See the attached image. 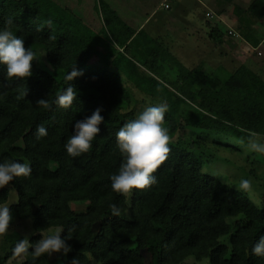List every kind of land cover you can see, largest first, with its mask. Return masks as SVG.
Segmentation results:
<instances>
[{
  "label": "trees",
  "instance_id": "trees-1",
  "mask_svg": "<svg viewBox=\"0 0 264 264\" xmlns=\"http://www.w3.org/2000/svg\"><path fill=\"white\" fill-rule=\"evenodd\" d=\"M137 1L146 11V2ZM218 1L228 5L234 0ZM69 6L68 0H0V28L9 27L36 53L28 78L10 79L0 65V162L18 160L32 167L30 176L0 189V205L8 203L10 191L17 196L9 204V226L30 220L33 245L49 229L63 228L61 236L71 250L62 264L73 259L78 264H185L188 258L264 264V258L250 254L264 235V197L240 191L241 180L222 182L208 171L224 150L252 164L243 179L254 176L249 140L253 134L264 137L259 70L239 65L211 76L204 65L188 69L160 38L120 17L106 28L98 26L87 15L77 17ZM246 11L254 21H264V0H253ZM207 25L209 40L222 45L230 30ZM241 36L252 48L264 50V38L258 40L251 30ZM73 66L83 75L70 82L65 76ZM68 84L77 98L65 109L56 98ZM131 88L139 104L166 103L179 121L167 110L164 127L171 150L152 173L156 183L134 188L126 198L112 190L110 177L123 161L116 133L137 115ZM39 99H47L49 107L37 105ZM97 107L105 120L91 149L69 156L64 145L73 125ZM40 125L48 134L37 138ZM73 204H84V209L74 210ZM112 204L119 215L113 214ZM20 239L17 232L1 238L0 264L16 256L13 249ZM31 250L20 255V264H48L47 254L34 257Z\"/></svg>",
  "mask_w": 264,
  "mask_h": 264
},
{
  "label": "clouds",
  "instance_id": "clouds-1",
  "mask_svg": "<svg viewBox=\"0 0 264 264\" xmlns=\"http://www.w3.org/2000/svg\"><path fill=\"white\" fill-rule=\"evenodd\" d=\"M13 21L8 19L6 25H11ZM51 24V21L48 22ZM36 59L35 51L30 47H25V39L15 35L9 27L0 28V65L5 67L8 78H28L32 76V65ZM83 75V71L72 67L65 79L72 81L75 77ZM26 95V91L23 93ZM77 98V90L71 84L64 88L56 98V103L62 108H69ZM37 105L45 108L49 107L47 99H39ZM168 110L166 103L146 107L138 116L125 122L116 133V144L123 157V161L116 174L110 177L111 188L118 193H128L132 189H144L156 183V178L152 173L166 160L170 152L169 130L164 127L165 113ZM102 108L97 107L91 115L77 120L73 125V135L64 145L66 153L71 157H79L88 152L92 147L93 140L100 132L102 122L105 117L101 115ZM37 138L48 134L44 125L37 127ZM249 148L252 151L264 153V142L253 134L249 140ZM32 172L29 162L18 160H4L0 162V188L8 185L17 177H28ZM252 181L241 179L239 190L243 192L251 191ZM114 215H119V209L115 204L111 205ZM13 220L12 211L8 204L0 205V234H4ZM64 229H57L46 238H41L35 244L30 242L25 236L18 240L13 253L16 256L27 255L31 248L34 257L41 255H51L53 253L67 254L71 247L61 233ZM250 254L264 258V235L257 239L250 249ZM71 264H78L73 259Z\"/></svg>",
  "mask_w": 264,
  "mask_h": 264
},
{
  "label": "rangeland",
  "instance_id": "rangeland-1",
  "mask_svg": "<svg viewBox=\"0 0 264 264\" xmlns=\"http://www.w3.org/2000/svg\"><path fill=\"white\" fill-rule=\"evenodd\" d=\"M100 0H69L70 2V8L73 10V13L80 17L81 19L88 13H91L93 15H96V13L99 16L100 24L105 27L104 24H108L117 20V18H120L123 20L125 15L128 17V11L132 9H138V5L136 4L135 0H101L103 8L98 9V7H95V4H98ZM147 4V10L153 11L152 7L157 8V6L162 3L160 0H144ZM200 1V0H199ZM168 3V2H166ZM114 8V9H113ZM210 11L212 17L208 18L206 17V12ZM151 12H148L146 15L140 17V20L137 22L135 21V27L139 26L141 22L143 23L145 19H148L147 26H144L143 30L146 34H149L148 32L151 30L153 26V20L148 18V14ZM120 14V15H119ZM165 16L168 18L167 24H165V38L163 41V44H166L167 47L170 48L173 55H175L180 61L183 62V64L186 67H194L197 65L200 61H204L207 52L209 50V46L207 45L209 40L206 37V32H208V29L206 28V23H214L219 26L221 31H227L228 29L232 28V25L234 23H228L227 19L228 16H218L213 9L208 8L206 5L203 4V6H200L197 4L194 0H182L181 2L177 3L175 0L172 2V9L168 12H162ZM161 14V16H162ZM139 15V14H138ZM160 16V17H161ZM139 17V16H138ZM230 17L232 18V14L230 13ZM129 18V17H128ZM187 23V24H186ZM264 23V21L262 22ZM259 27L258 33L264 35V27L262 25L258 24ZM263 30V31H262ZM231 31V30H230ZM227 33V32H225ZM228 34V33H227ZM109 35V34H108ZM185 37L182 40L179 39V37ZM229 36V40L231 42L230 37L233 36L234 40H238L237 42H240V45L243 44V42L238 38L237 35L231 34L227 35ZM225 36L226 38H228ZM229 42V41H228ZM228 44V50H223L224 56L228 55L229 60L222 58L220 59L219 56H222L221 54H218V56L214 55L216 60H213L214 66L217 64V61H221L223 65L227 66L229 69L234 68V63H240V51H243L244 46H238V50L236 52L233 49V46L235 44L230 43ZM242 42V44H241ZM184 50V53L178 52L177 47L179 46ZM236 46V45H235ZM215 47V46H214ZM221 53V52H220ZM223 54V53H222ZM234 54V55H233ZM186 55V56H185ZM238 58V59H237ZM227 60V61H226ZM243 60V59H242ZM251 61L255 62L254 64L259 67V73L261 74L262 78L264 79V52H261V55H258L257 52H253L251 55ZM242 62V61H241ZM231 65V66H229ZM207 72H209L210 66L204 67ZM229 69H226L230 71ZM215 71L213 70V73L217 75H224L223 71ZM131 94L133 98L132 107L136 111V117L139 113H141L147 105L139 104L137 101H139L140 97L138 96L137 92L131 88ZM137 100V101H136ZM168 111H170L175 118L177 119V122L179 121V118H177V115L172 110V108L168 107ZM223 140V139H222ZM261 142H264V137L260 138ZM218 160L215 161V163L210 164L208 167V171L212 173L215 177H217L222 182H236L237 180L243 179L246 174L249 171V167L252 165L249 161H246L245 156L241 155L238 158H234L231 153L228 151L220 150L218 151ZM252 161L255 162L256 172L253 175L247 176V179H250L252 181V189H251V196H254L255 198H262L264 197V183H263V177H264V153H259L255 151H250ZM246 153V152H245ZM248 154V153H246ZM255 159V160H253ZM253 165V167H254ZM241 178V179H240ZM1 189V188H0ZM131 194V191L128 193H123V195L126 198H129ZM17 201V196L15 192L10 191L8 205L13 204ZM74 210H83L84 204H73L72 205ZM57 228H51L48 231L42 233V238H46L48 235L53 234ZM11 232H17L20 234L22 238L25 236H32L35 234L31 227V221L27 220L24 222H17L12 226H9V229L4 233L0 234V246H1V238ZM63 253H53L51 255H48L49 262L48 264H62L63 263ZM21 257L20 256H14L12 259H10L6 264H20L21 263ZM185 264H209L208 260H203L201 262H195L193 258H188L185 261Z\"/></svg>",
  "mask_w": 264,
  "mask_h": 264
},
{
  "label": "crops",
  "instance_id": "crops-1",
  "mask_svg": "<svg viewBox=\"0 0 264 264\" xmlns=\"http://www.w3.org/2000/svg\"><path fill=\"white\" fill-rule=\"evenodd\" d=\"M135 1H136V4L138 5V9H132V10L128 11V12H130V13H128V17L129 18L126 17V15H125V17L123 19L129 25H131V24L135 25L134 22L135 21L138 22L140 20V18H138V16L142 17V16H144V14H147V10L146 11L145 10L141 11V9H142L141 5L138 4L137 0H135ZM175 1L177 3H179L182 0H175ZM194 1L197 4H199L200 6H203V4H204L208 8L213 9V11H215V13L218 16H222V15L223 16H228L227 22L228 23H234V24L232 25V28L228 29L227 31L231 30L243 42V44L241 42L242 45H240V42H237L238 40L237 41L234 40L233 36L230 37V39H231V42H230L229 36H227L228 38H225V42L222 45L214 47V44L208 38V32H206V37L209 40V42L207 44L209 46V50L207 52V55H206L204 61H200L197 65H204V67H207L209 65L210 69H209L208 73L211 76L213 75V70L218 71L221 68L229 69L227 66L223 65L222 60L221 61H217V64L214 66L213 60H216V58L214 57V55H216V54H217L216 56H218V54L222 55V56H219L220 59L225 58V59L229 60V56L228 55L224 56V52H222V51L223 50L230 51V50H228V47H229L228 44L230 42V43H233V44L236 45V46L235 45L233 46V49L235 51L238 50V46L239 47L240 46H244V47H242L243 51H240V53H241L240 54V63H234L235 64L234 68L239 66V65H247L249 67H252L254 69L256 68V70H258L259 67H257L254 64L255 62L251 61V55H252L253 52H257L258 55H261V52H264V50H262L260 46L257 47V48H252L245 40L242 39V36H241V33L243 31L247 32V31L251 30L253 36H255V38H257L258 40H262L264 38V35L259 34L258 33V29H257V27H259L258 24L261 25L260 26L261 29H262V25L264 27V23H262L263 21H260V22L254 21L251 18V16L248 14V12L246 11L248 6H249V4L253 0H234L231 4H228V5H223L218 0H200V1L199 0H194ZM139 2H143V0H139ZM160 2H162V3H160L157 6V8H155L150 14H148V16H149L148 18L151 17V19L154 21L153 22V26H152L151 30L148 33H149L150 36L158 37L162 41H164V38H165L164 37L165 36L164 29H165V26H166L165 24H167V22H168V18H167V16L162 14V12H165V11L169 12L172 9L173 0H160ZM166 2H168V5H169V8H167V9L164 8V5H165ZM68 3L70 4L69 0H68ZM94 6L98 7V9H100V4L99 3L95 4ZM222 8H224L225 10L222 13H218V12H220V10ZM209 12L210 11H207L206 14H208ZM230 13L233 16L232 18L230 17ZM161 14H162V16H161ZM209 14H211V13H209ZM86 15L88 17L92 18L94 21H96L98 26L102 25V24H100L99 16H98L97 13H96V15H93L91 13H88ZM147 20L148 19H145L143 23L141 22V24H139V26H137V29L145 30L143 27L147 26V23L150 22V21L148 22ZM207 24H208V22L206 23V28L208 29V25ZM211 24H214V23H211ZM227 31H222V32H227ZM183 38H185V37H181V36L179 37V39L186 40V39H183ZM180 50H181L182 53H184V50L180 46L177 47V51L180 52ZM236 53H237V51L234 52V54H236ZM180 62H181L182 65H184L182 61H180ZM197 65H195V66H197ZM229 66H231V65H229ZM194 67H186V68L192 69ZM234 68H230L229 70H232Z\"/></svg>",
  "mask_w": 264,
  "mask_h": 264
},
{
  "label": "built area",
  "instance_id": "built-area-1",
  "mask_svg": "<svg viewBox=\"0 0 264 264\" xmlns=\"http://www.w3.org/2000/svg\"><path fill=\"white\" fill-rule=\"evenodd\" d=\"M164 8H166V9H167V8H169V6H168L167 4H165V5H164ZM206 17H208V18H211V17H212V15L208 13V14H206ZM228 34H229V35H231V34H232V32H231V31H229V32H228Z\"/></svg>",
  "mask_w": 264,
  "mask_h": 264
}]
</instances>
